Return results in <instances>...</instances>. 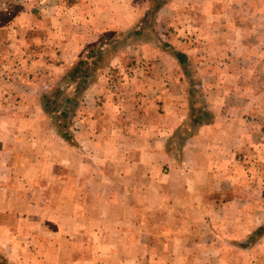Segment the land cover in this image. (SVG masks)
<instances>
[{
  "label": "crops",
  "instance_id": "1",
  "mask_svg": "<svg viewBox=\"0 0 264 264\" xmlns=\"http://www.w3.org/2000/svg\"><path fill=\"white\" fill-rule=\"evenodd\" d=\"M19 1L0 0V28L9 36L0 37L2 48L8 44L0 62L22 47H38L42 53L36 62L56 61L61 66L56 74L63 75L65 66L87 48H116L103 73L86 85L90 117L76 122L74 146L60 139L80 158L77 167L85 164L81 157L117 163L112 170L97 168L95 178H105L103 183L81 181L78 188L97 190L103 184L108 190L101 201L119 211L111 208L106 220L123 225L101 235L116 239L106 246L107 253L126 256L98 263L95 256L72 257L74 250L71 260L61 264H174L178 257L177 264H194V255L208 256L200 264H230L234 253L250 250L248 237L264 227V0H164L149 23H143L149 0L145 5L144 0ZM20 28L29 31L25 41L17 33ZM113 31L120 33L114 41L106 36ZM134 32L136 39L130 37ZM175 52L184 56L187 68ZM111 68L123 80L113 82L115 87L107 76ZM21 77L12 68L0 70V228L4 210L17 201L24 210L32 206L36 140L31 111L42 110V105L39 86L19 87ZM195 93L205 97L209 118L190 123L187 130L195 131L183 135L180 127L190 121L189 99ZM18 103L29 113L17 112ZM129 125L137 129L132 132ZM179 138L183 144L177 153ZM84 143L89 153L80 149ZM97 195L86 197L85 207L95 204ZM21 218L20 230L31 238L28 226L34 214L23 211ZM14 221L3 230L16 244ZM40 232L42 238L50 237L45 229ZM97 235L83 231L88 238ZM260 236L264 241V232ZM20 247L15 263L34 264L31 243ZM146 254H163L164 260L151 256L144 263Z\"/></svg>",
  "mask_w": 264,
  "mask_h": 264
},
{
  "label": "rangeland",
  "instance_id": "2",
  "mask_svg": "<svg viewBox=\"0 0 264 264\" xmlns=\"http://www.w3.org/2000/svg\"><path fill=\"white\" fill-rule=\"evenodd\" d=\"M21 1L22 0H20L19 3ZM255 1L257 4L259 0ZM162 2H164V0L148 1V10L143 19V23L154 21L153 14ZM19 3L11 4L19 6ZM145 4L146 2L144 0V5ZM2 29L3 28H0V37H7L8 35L4 33L6 31H1ZM11 30L12 31L8 30V32L14 33L16 31L15 29ZM17 33L19 36H22V41H25L29 31L20 28ZM148 33L150 34L151 31ZM36 34L38 37H41L42 35L39 31H36ZM119 34L120 33L113 31L112 35L107 34L106 36L108 37L107 39L114 41L117 39ZM104 35L100 37L102 41L104 39ZM130 37L135 39L138 38L135 32ZM150 37L154 36L150 34ZM144 38L146 37L144 36ZM32 48L33 47H22L17 54L10 57L11 59H5L7 61L4 60L0 62L1 71H5L7 73V71L12 68L17 73L22 74L20 81L17 83L19 87L29 86L30 84L36 87L39 86L38 94L42 105V110L36 111L35 109L31 111L32 119L34 120L32 122V134L36 140L33 143L34 171L30 176L32 186H34L30 192L32 206H28L27 211L24 210L26 206L19 205V202L17 201L16 204L11 207L12 209L10 208L9 210H4L6 215L0 228V264H16L14 259H18L21 250L20 245L25 242L31 243L32 245L30 258L34 264H40L41 262L44 264L66 263V261L68 262L71 260L70 251L73 252L74 250L75 252L72 256L74 258L89 255L95 256L98 263L112 262L113 260H116V258L118 259L126 255L121 253H107L106 246L112 241L115 243L116 239L106 238L102 235L104 230H108V232L112 233V231L109 230L117 229L123 225L122 223L120 225L119 221L110 222L106 220L109 217V214H111V208L119 211V207H108L105 203H103V201H101L102 198L106 197V192L108 191L104 190L102 187L103 184H101L100 188L97 190H83L78 188V182L85 181L90 183L94 180L96 181L97 179L99 182L103 183L106 180L105 178H95L97 168H106L108 166L109 169L112 170L111 166L117 167L118 165L117 163L108 165L109 161L106 160L105 157L101 158L100 156H96L94 158L81 157V160L85 164H79L80 166L77 167L76 164L80 158L78 159V156L74 155L73 151L66 149L64 141L61 139L64 138L65 143L68 142L70 145L74 146L72 136L77 131L76 122L83 120L84 118L87 120L90 117L89 110L87 109L90 98L85 92L86 85H88V82H94L93 79L96 73H103L102 70L106 67V63L111 56L110 52H113L116 48L115 46H105L101 48L99 45H94L93 48H87L83 51L81 56H79L80 58L78 60L76 59L73 63H68L69 65L67 64L68 66H65L63 75L56 74V69L61 67L60 63H56V61H52L50 63H44V61H42L45 66L41 65V62H36V57L38 54L42 53V51L38 49V47L36 49ZM0 51L2 52H0V55H7L8 44H5L3 48L0 46ZM177 53L179 52H175V55ZM185 62L184 58L181 63L184 68L186 66ZM44 69H46V71ZM31 71L35 72L30 74ZM125 71L127 70L125 69ZM117 72L120 71L118 69L114 70L111 68L107 75L108 80L110 79L109 84H111L112 87L116 86L113 82H115L121 75ZM28 74L33 75V77L28 78ZM41 75H44V77H41ZM122 81V79H118L120 84ZM124 91L125 90L121 89L119 92L125 94ZM96 95L100 96V94ZM191 99L189 100L190 102L192 101V105H190L188 114L190 115V121L189 123L182 124V127H180L182 134L185 130V132L195 131L194 128H189L187 130V126L190 123L193 126L196 122L198 123L202 120L206 121L209 118L206 109L207 103L205 97L201 94L195 93L192 95ZM18 105H20V109L17 112L23 114L29 113V109L25 108L24 105L19 103ZM94 115L99 116L96 115L95 112ZM113 115L115 118L117 117L115 113H113ZM121 117L123 119L126 118V116L122 114ZM115 121H118V119ZM98 124L99 123H95V128L97 130L99 128ZM129 128L132 132L137 129V127L132 125H129ZM95 135L97 136L98 133H95ZM119 137V144H121L124 141V137H122L121 134ZM182 144V139H177L175 149L177 153L182 147ZM84 148L85 151L89 153L88 145L85 143L83 146H80L81 150H84ZM100 149H102V147H100ZM95 153L99 155L97 149ZM62 155L71 162L74 161L75 165L61 159L60 157ZM243 160L245 159H242V161ZM253 161L254 160L252 159V162ZM259 161L262 163L260 159H256V164ZM89 162L91 164H88ZM59 171H61V174L57 175ZM80 172L86 174L85 177L80 175ZM96 177L98 176L96 175ZM20 180H24V175L20 176ZM40 184H42V188L40 187ZM3 191L6 190H1V193ZM91 194H98L95 204L87 205L85 207L84 199L91 196ZM77 200L82 204L74 205L78 202ZM8 211H11V214ZM23 211L29 212V214H34L32 224L29 226L27 225L32 230V234L30 235L32 236L31 238H26L20 230L22 224L24 223L22 221L24 219L21 218ZM113 213L115 214V212ZM115 216H119V214H116ZM14 218L17 220V222L14 221L16 223L14 233L18 234L16 244L15 238L6 237L7 234H5L3 230L4 227L12 225ZM44 229L49 232L50 237L47 236L48 238H42L44 237V234L42 235L40 231ZM89 229L98 231L96 238L83 236V231ZM57 230H60V232ZM76 230H83L81 231L80 236H77ZM263 232L264 227L258 226L256 230L257 235L250 236L248 239L246 238L253 244L252 248L246 252L234 253V255L230 257V264H264V241L261 240L260 236ZM246 239L242 240L240 243L242 245L245 244L247 241ZM74 243L75 246L73 247ZM8 245H13V247L8 248ZM94 250H96V252H93ZM108 256L110 258L106 259ZM144 256V263H146L151 256H156L155 258L158 257L160 263L164 260L163 254H146ZM203 257L201 255H194L190 261L194 264L205 263L204 260L208 256ZM211 259L212 257L210 260ZM177 262H179V257L173 261L174 264H177Z\"/></svg>",
  "mask_w": 264,
  "mask_h": 264
},
{
  "label": "trees",
  "instance_id": "3",
  "mask_svg": "<svg viewBox=\"0 0 264 264\" xmlns=\"http://www.w3.org/2000/svg\"><path fill=\"white\" fill-rule=\"evenodd\" d=\"M176 57L178 58V60H179L180 62H182V60L184 59V56H183L181 53H177V54H176Z\"/></svg>",
  "mask_w": 264,
  "mask_h": 264
}]
</instances>
